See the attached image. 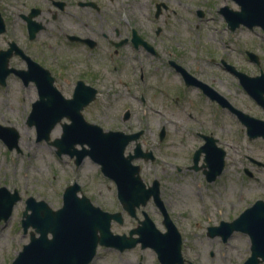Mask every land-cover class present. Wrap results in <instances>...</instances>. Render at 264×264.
<instances>
[{"label":"flooded vegetation","instance_id":"flooded-vegetation-1","mask_svg":"<svg viewBox=\"0 0 264 264\" xmlns=\"http://www.w3.org/2000/svg\"><path fill=\"white\" fill-rule=\"evenodd\" d=\"M182 4L180 0H0V43L3 42L0 51L11 47L12 53L7 62V68L11 70L3 82L0 81V89L7 85L10 76L17 77L23 86H31L36 97L29 100L30 110L39 98L38 84L46 87L45 99L48 102L71 98L78 89L83 96L81 101L90 99L80 110L86 123L100 126L104 131H116L125 135L139 133L137 138L129 140L125 145L124 155H135L132 161L140 166V170L147 167L164 173L166 170L179 172L194 168L201 170L207 180L205 151L201 150L198 155L196 151L201 148H220L225 152V159L226 150L221 141L223 134L220 133L224 125L218 116L221 118L223 115H229L235 118L236 135L242 134L248 142L261 137L252 138L248 135L246 125L232 106L264 120V116H260L256 110L264 114L262 104L254 101L249 106L227 99L225 91L222 90L225 79L220 75L221 72L232 75L238 87L248 95L236 71L249 75L264 71L259 66L257 72L248 73L235 58L232 59L227 52L233 43L229 37L219 38L220 46L215 52L214 47L207 45L203 33L198 30L204 21V10L199 12L192 10L190 5L184 3V6H181ZM184 14V17H179ZM223 20V30L230 36L245 27L239 24L230 28L226 19ZM148 24L152 26L147 27ZM181 25H185L181 31L189 33V37L179 36L178 26ZM186 49H191L193 53ZM244 50L250 61L259 64L249 55L248 50ZM257 58L259 60V56ZM212 63L216 65L215 75L210 74ZM178 66L183 67L190 76L184 77ZM15 70L27 73L20 74ZM175 76L178 78V84H174ZM51 87L56 91L50 89ZM100 90L105 91L108 103L124 101L122 105H158L160 108L157 112L161 117H158L157 129H145L146 114L135 118L127 105L120 113H116L114 117L110 115L109 118L99 110L93 109L99 99ZM227 100L232 106L227 104ZM186 102L187 106L184 105ZM171 105L175 106L176 110H171ZM63 119L67 118L63 116L61 121ZM169 125L175 130H170ZM184 134L193 138L191 144L185 143ZM184 143L185 149L182 151L181 145ZM138 147L140 151L136 150ZM86 157L88 156H85L79 165ZM179 157L188 161L179 164L176 162ZM244 157L252 164L264 167V162L256 157L249 154ZM241 162L243 164V161ZM245 165L244 161V172L250 177L253 176ZM224 168L225 163L218 177ZM154 179L158 178L153 177L150 182L143 180L146 186H149ZM110 180L114 182L116 200L121 210H107L99 206L93 201L89 191L84 189L86 182L76 179L63 186L60 194L61 204L66 187L76 181L79 185L77 196L85 195L94 205L111 213H120L122 221L113 219L112 222L121 224L125 212L137 219L139 224L141 219L137 217V210L152 201L161 214L163 223L162 211L154 203L152 196L144 205L136 207L135 215H132L123 208L118 199L116 183L113 179ZM158 181L161 197V180ZM161 199L166 208L162 197ZM166 211L168 212L167 208ZM140 212L144 217L145 211L140 209ZM210 227L207 228L206 236L217 237L218 242L223 244L237 232L234 230L224 239L219 233H209ZM132 228L134 227L117 234L128 235ZM136 245L142 249L140 242ZM111 248L118 252L131 249ZM210 254L214 255L213 251ZM184 259L183 264L189 263L187 258ZM261 262L264 260L260 259L258 264Z\"/></svg>","mask_w":264,"mask_h":264},{"label":"rangeland","instance_id":"rangeland-1","mask_svg":"<svg viewBox=\"0 0 264 264\" xmlns=\"http://www.w3.org/2000/svg\"><path fill=\"white\" fill-rule=\"evenodd\" d=\"M180 1L183 3L181 6L185 3L187 6L190 5L192 10H204V21L201 22L198 30L203 33L207 45L214 47L215 52L220 46L219 38L229 37L233 43L230 42L232 48H228L227 52L230 53L232 59L235 58L248 73L257 72L259 66L264 71V32L262 29L258 26L253 29L242 27L231 36L223 30L224 20L219 13V8L227 5L238 9V5L233 0ZM184 16L185 14L179 15V17ZM192 17L195 16L192 15ZM184 26H178L179 36L189 37V33L181 31L185 28ZM244 49L256 53L259 56V64L250 61ZM186 50L193 53L191 49ZM215 66L213 63L210 66L211 75L216 74ZM220 75L225 79L222 90L225 91L228 100L237 104L252 105L253 98L238 87L232 75L223 72ZM174 84H178L176 76ZM195 95H197L196 91ZM35 97L36 94L32 87L21 85L15 76H10L7 85L0 89V124L13 127L19 133L18 150L8 149L0 138V186H5L10 192L16 189L21 197L14 204L11 215L6 220H0V264H10L22 245L29 240L31 227H28L27 232L24 233L21 226L22 213L26 206L25 199L28 196H33L36 200L42 199L54 209L58 208L61 205L60 194L63 186L76 179L86 182L84 189L89 191L93 201L99 206L107 210H121L116 200L114 182L102 175L96 163L86 157L76 167L73 159L68 155H55L54 148L49 143L43 140L36 142L35 128L26 121L30 110L29 100ZM106 100L105 91L100 90L99 99L93 109L99 110L109 118L110 115L114 117L116 113H120L121 109L127 105L135 118L146 114L145 129H157L158 117H161L157 112L160 108L158 105L143 106L132 103L122 105L124 101L108 103ZM184 105L187 106L188 102ZM169 108L176 110L173 105ZM256 110L260 116H264L258 109ZM194 113L197 114V112ZM218 119L224 125L220 133L223 134L221 141L226 150V157L224 171L216 180L207 182L201 170L194 168L183 169L179 172L166 170L164 173L147 167L141 169V175L145 181L150 182L153 177L161 180V197L172 221L182 235V255L189 261L184 264H240L250 254L248 235L243 232H234L228 242L223 244L218 242L217 237L206 236L207 228L217 227L222 219L231 222L256 199L264 200V167H258L244 157L249 154L264 162V140L259 138L248 142L242 134L236 135L237 121L232 116L223 115L221 118L218 116ZM62 121L68 120L63 119ZM107 121L109 124V120ZM169 129L175 130L171 125ZM175 132L177 134V131ZM60 134L61 125L57 123L50 132V139ZM183 138L186 144L193 142V138L189 135L184 134ZM185 143L181 145L182 151L185 149ZM187 161L182 160L181 157L176 159L179 164ZM244 161L253 176L250 177L244 172L242 167ZM140 209L149 215L159 230H165L162 216L152 201H148ZM140 209L137 210L138 219L143 218ZM123 217L121 224L112 222L111 229L114 233L127 231L138 224L137 219L128 216L125 212H123ZM212 233L215 234V231ZM211 251L214 255L210 254ZM139 263L160 264L152 248L141 249L139 245L123 252H118L111 247L98 246L96 255L89 264ZM259 264H264V262Z\"/></svg>","mask_w":264,"mask_h":264},{"label":"water","instance_id":"water-1","mask_svg":"<svg viewBox=\"0 0 264 264\" xmlns=\"http://www.w3.org/2000/svg\"><path fill=\"white\" fill-rule=\"evenodd\" d=\"M234 1L240 7L238 10L226 5L220 8L230 28L243 24L248 27L258 25L264 30V0ZM11 54V47L0 51L2 82L11 70L7 68ZM249 55L258 61L256 55L251 52ZM182 70L188 78L190 74ZM15 71L20 74L27 73L22 70ZM236 74L249 94L264 106V73L250 76L236 71ZM38 89L39 98L33 103L27 117V123L35 125L36 140L48 141L55 124L63 116L67 117L70 122L62 123L61 135L51 141L56 147V152L59 155L67 153L71 157L75 156L74 162L77 165L87 155L99 163L102 173L115 181L118 198L123 208L132 215H135L136 207L144 205L152 196L154 203L162 211L166 231L157 229L149 215L144 212V218L129 230L128 235L112 232L111 221L114 219L121 222L120 213L101 209L92 204L85 195L77 196L79 185L74 182L66 187L59 208L53 209L46 201L36 200L33 196L26 198L21 225L24 233L29 226L32 229L29 232V241L22 245L10 264H88L93 259L98 245L124 250L135 246L137 242L141 243L142 248H153L161 264H183L185 259L181 253V235L163 205L159 181L154 179L151 185L146 186L140 176L139 165L132 163L135 155H124L125 145L129 140L137 138L139 133L125 135L116 131H103L97 125L86 123L80 110L90 99L81 101L83 96L78 89L73 97L61 98L54 102L45 99V86L38 84ZM50 89L54 91L53 87ZM233 110L246 125L250 137L264 138V120L252 117L239 109ZM0 138L9 148H18L19 133L13 127L0 125ZM76 144L81 148L78 149ZM136 150L140 151L139 147ZM201 150L206 154V178L212 181L224 166L225 152L220 148H201L196 154ZM20 198L16 189L10 192L5 186H0V220H6L11 215L13 205ZM234 230L245 232L250 237V255L242 264H258L260 259L264 260V200L257 199L233 221H221L219 226L210 227L209 233L215 231L225 239Z\"/></svg>","mask_w":264,"mask_h":264}]
</instances>
